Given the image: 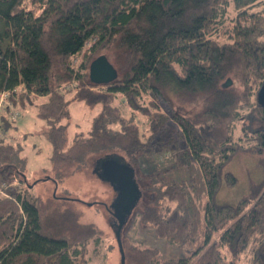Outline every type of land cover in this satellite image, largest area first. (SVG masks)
Wrapping results in <instances>:
<instances>
[{"label":"trees","instance_id":"1","mask_svg":"<svg viewBox=\"0 0 264 264\" xmlns=\"http://www.w3.org/2000/svg\"><path fill=\"white\" fill-rule=\"evenodd\" d=\"M100 56L117 72L108 84L89 79ZM263 81L264 0H0V92L9 91L19 111L34 107L45 123L51 176L43 181L55 191L36 194L24 181L22 145L0 137V182L26 185L0 195V264H88L101 231L80 221L77 201L56 196L57 186L88 154L132 167L169 121L184 143L174 164L187 178L151 188L142 222L187 248L197 257L190 264H264V107L256 99ZM76 102L97 112L68 145ZM175 105L196 109L185 116ZM14 128L0 117L3 134ZM239 154L255 156L262 177L237 201H220L223 185H237L228 166ZM122 247L124 264L189 263L161 258L155 247Z\"/></svg>","mask_w":264,"mask_h":264},{"label":"rangeland","instance_id":"2","mask_svg":"<svg viewBox=\"0 0 264 264\" xmlns=\"http://www.w3.org/2000/svg\"><path fill=\"white\" fill-rule=\"evenodd\" d=\"M79 63L80 59L73 60L72 64L75 69ZM73 85L74 83L66 84L58 88V91L66 93ZM232 86H236L235 88L240 90L234 79ZM147 98L157 101L150 94L147 95ZM119 102L123 113L128 114L129 109L122 100ZM174 108L185 116L195 112L196 109L193 106L179 108L177 105ZM69 111L70 119L66 131L68 145L72 143L75 134L89 131L97 110H91L84 104L76 102L70 104ZM140 119L139 123L143 127L144 118ZM44 127L45 123L36 116L35 108L28 107L19 111L15 128L2 136L8 143L19 142L22 145V154L26 158V179L24 181L26 184H33L35 193L43 199L50 197L54 191L51 181H43L46 175L51 176L50 172L45 171V169H49L50 165L51 146L43 135ZM178 130V127L169 121L167 127L157 135L153 145L146 152L141 153L133 163L134 179L138 184L141 196L122 227L120 239L124 247L130 242L145 247H155L161 258L189 257L188 264H190L195 261L196 256L190 255L187 248L176 247L164 239L158 238L153 228L141 220V211L145 203L152 197L151 188H158L162 183L179 182L187 178L185 170L174 164L177 155L184 148ZM106 154L108 153L88 154L83 165L64 179L56 190V196L77 201L75 207L81 212L80 221L82 223H92L101 231L100 241L92 242L88 246L86 254L88 264H120V253L113 226L116 221L109 211L117 193L112 183L98 177L95 170L97 159ZM117 154L123 155L121 152ZM228 168L237 177L238 182L233 188L222 186L217 196L220 201H237L246 193L250 180L257 181L262 177L257 158L250 154L237 155ZM25 183H19L17 179L10 183L0 182V191L8 194L9 189H13L19 192L26 186ZM0 195L3 196L1 193ZM245 263L247 262L244 259L241 264Z\"/></svg>","mask_w":264,"mask_h":264},{"label":"water","instance_id":"3","mask_svg":"<svg viewBox=\"0 0 264 264\" xmlns=\"http://www.w3.org/2000/svg\"><path fill=\"white\" fill-rule=\"evenodd\" d=\"M89 79L96 84H108L117 79V72L104 56L96 58L89 67ZM231 81H226L229 86ZM257 102L264 107V81L257 94ZM98 177L112 183L116 197L109 211L115 219V236L120 253V264H124V252L120 239L122 227L141 196L138 184L134 179L132 167L115 155H105L96 161L95 168ZM55 192V191H54Z\"/></svg>","mask_w":264,"mask_h":264},{"label":"built area","instance_id":"4","mask_svg":"<svg viewBox=\"0 0 264 264\" xmlns=\"http://www.w3.org/2000/svg\"><path fill=\"white\" fill-rule=\"evenodd\" d=\"M4 114H7L9 120L13 122H15L19 117V110L15 109L12 106V103L9 99V91L0 92V117ZM2 136H3V133L0 130V137ZM0 193L4 197L8 196V194L3 191H0Z\"/></svg>","mask_w":264,"mask_h":264}]
</instances>
